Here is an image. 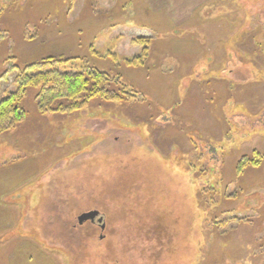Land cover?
I'll return each instance as SVG.
<instances>
[{
	"label": "rangeland",
	"instance_id": "374dc122",
	"mask_svg": "<svg viewBox=\"0 0 264 264\" xmlns=\"http://www.w3.org/2000/svg\"><path fill=\"white\" fill-rule=\"evenodd\" d=\"M0 11V74L76 57L138 95L40 114L30 90L26 118L0 135V264H264V0H0ZM140 36L148 57L127 65ZM91 210L103 221L81 224Z\"/></svg>",
	"mask_w": 264,
	"mask_h": 264
},
{
	"label": "trees",
	"instance_id": "16d2710c",
	"mask_svg": "<svg viewBox=\"0 0 264 264\" xmlns=\"http://www.w3.org/2000/svg\"><path fill=\"white\" fill-rule=\"evenodd\" d=\"M2 15L0 11V19ZM133 42L141 47V52L125 63L136 66L148 57L151 39L140 36ZM76 59L79 58L49 57L41 62L12 64L2 72L0 83H6L12 73L15 79L14 89L0 97V135L13 131L26 118L25 99L32 88L36 89L35 101L40 114L74 113L88 107L94 99L123 103L138 97L121 75L89 63L78 65L74 63ZM262 159L263 155L257 151L252 156H243L237 164L238 174L248 165H258Z\"/></svg>",
	"mask_w": 264,
	"mask_h": 264
},
{
	"label": "water",
	"instance_id": "95a60500",
	"mask_svg": "<svg viewBox=\"0 0 264 264\" xmlns=\"http://www.w3.org/2000/svg\"><path fill=\"white\" fill-rule=\"evenodd\" d=\"M100 212L98 210H91L88 212L83 213L79 216V221L82 224L84 221L91 220L95 221L96 217L99 216ZM103 221V217L99 218V222ZM104 227V225H102Z\"/></svg>",
	"mask_w": 264,
	"mask_h": 264
},
{
	"label": "flooded vegetation",
	"instance_id": "af4514ba",
	"mask_svg": "<svg viewBox=\"0 0 264 264\" xmlns=\"http://www.w3.org/2000/svg\"><path fill=\"white\" fill-rule=\"evenodd\" d=\"M99 217H100V216H99ZM99 217H98V218H99ZM98 218H97V219H98ZM92 222L95 223L96 221H92Z\"/></svg>",
	"mask_w": 264,
	"mask_h": 264
}]
</instances>
